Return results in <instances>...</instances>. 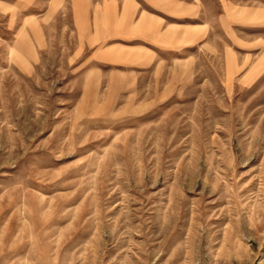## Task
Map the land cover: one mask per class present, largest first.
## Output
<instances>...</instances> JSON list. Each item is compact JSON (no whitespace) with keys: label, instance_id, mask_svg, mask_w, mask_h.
<instances>
[{"label":"rangeland","instance_id":"1","mask_svg":"<svg viewBox=\"0 0 264 264\" xmlns=\"http://www.w3.org/2000/svg\"><path fill=\"white\" fill-rule=\"evenodd\" d=\"M20 1L0 0V264H264V0H224L261 15L225 19L223 61L144 74L73 59L71 35L32 55Z\"/></svg>","mask_w":264,"mask_h":264},{"label":"crops","instance_id":"2","mask_svg":"<svg viewBox=\"0 0 264 264\" xmlns=\"http://www.w3.org/2000/svg\"><path fill=\"white\" fill-rule=\"evenodd\" d=\"M207 1L21 0L25 10L32 13L22 18L23 30L19 34L27 37L23 48H29L32 55L49 49L53 42L50 36L71 35L77 52L73 59L87 57L94 65L120 72L159 71L165 61L178 55H185L181 65L196 66L193 61L198 53L207 50L211 57L223 61L225 19L239 14L249 28L256 25V17L261 15L255 8L239 10L233 3H227L229 11L225 12L224 0H217L214 7ZM244 41L251 47L255 44L252 40ZM245 64V60L241 61L239 69L247 66L249 73L253 70L255 74V61L249 66ZM234 66L228 62L229 68Z\"/></svg>","mask_w":264,"mask_h":264}]
</instances>
